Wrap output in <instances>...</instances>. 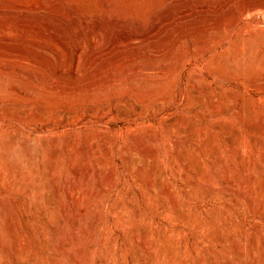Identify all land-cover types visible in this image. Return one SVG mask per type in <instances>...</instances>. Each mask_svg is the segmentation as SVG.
Returning a JSON list of instances; mask_svg holds the SVG:
<instances>
[{"label":"rangeland","instance_id":"obj_1","mask_svg":"<svg viewBox=\"0 0 264 264\" xmlns=\"http://www.w3.org/2000/svg\"><path fill=\"white\" fill-rule=\"evenodd\" d=\"M0 264H264V0H0Z\"/></svg>","mask_w":264,"mask_h":264},{"label":"bare ground","instance_id":"obj_2","mask_svg":"<svg viewBox=\"0 0 264 264\" xmlns=\"http://www.w3.org/2000/svg\"><path fill=\"white\" fill-rule=\"evenodd\" d=\"M74 51H75V52H80V46L75 45V47H74Z\"/></svg>","mask_w":264,"mask_h":264}]
</instances>
